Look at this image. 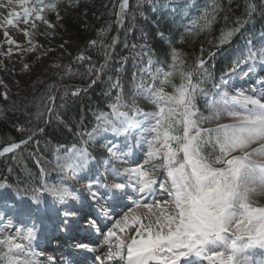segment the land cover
<instances>
[{"label":"snow or ice","instance_id":"6c2138e0","mask_svg":"<svg viewBox=\"0 0 264 264\" xmlns=\"http://www.w3.org/2000/svg\"><path fill=\"white\" fill-rule=\"evenodd\" d=\"M24 2L25 0H21L22 6ZM41 2L42 0H33L35 7H24L22 20L25 25L29 24L32 16L47 23L41 16ZM128 7L129 0H121L120 10L116 13L117 23L120 26H123ZM220 8L216 0H213L201 16L192 21V24L198 26V31L209 28L215 22ZM253 11L254 6L249 5L246 9L249 18ZM13 23L12 19L7 20L8 25L11 26ZM236 23L237 26L232 29L221 30L216 44L218 49L228 44L247 21L238 19ZM32 26L34 28L35 24L33 23ZM24 35L29 38V47L23 49L24 52L36 51L38 47H42L34 44L30 39L35 33L24 29ZM4 36L9 45L8 55H10L12 46L19 47V45L9 37L7 31L4 32ZM117 42V38L114 37L110 44H100L104 64L99 67L91 62V57L81 54L75 59L89 62L85 73H73L69 68L64 69L65 75H86L90 79L86 87H77L71 93L72 96L86 94L99 82L101 73L109 67L112 56L109 50L114 49ZM96 44L97 41L90 42V46ZM124 47L135 48L136 45L125 42ZM203 51L202 48V54ZM258 54L259 63L264 64V47L259 49ZM178 55L181 54L173 48L172 61L175 62ZM215 56L216 53L211 52L207 59L197 60L199 69L206 77L210 78L206 65ZM126 59L121 60V67L116 69L117 72L122 71ZM256 63L257 52L249 47L247 56L235 60L230 72H234L241 64H248V71L244 73V76L248 77L254 71ZM163 64V61L158 60L156 65L161 66L157 67L149 59L150 67L139 69L141 78L135 86V95L131 104L123 102L119 79L113 80L109 76L108 89L103 95L110 97L111 91L117 90V95L109 104L111 113L98 112L97 126L93 132L81 133L88 136L89 139L84 141L87 145L94 134L101 129L105 131L110 129L119 134L135 128L140 130L144 142L149 145L144 164L123 169L115 165L111 166L114 177L112 183L102 182L100 178L88 181L90 198L99 206L101 212L105 210V205L99 203L101 199L106 202L111 201L109 207L122 205L128 209L111 223V227H107L105 243L109 250L106 259L115 261L116 264H151L152 261H159L160 264H193L191 258L195 257L209 260L212 264H254L250 254L257 249L264 250V207H253L251 199L254 195H264V81H260L262 90L259 94H256L255 89L252 90L251 95L241 92L230 96L228 91H224L220 100H212L210 103L206 101L210 114L205 116L197 107V97H208L210 91L201 86V81L192 82L191 71H180L182 83L179 86L172 85L175 90L172 95L165 94L162 86L144 83L143 74L150 75L152 80L156 81L161 73H163L161 84L170 83L169 77L173 73L164 72ZM171 67L175 68V63ZM136 77L137 73L133 72L134 81ZM206 82L205 80L204 83ZM4 96L7 99V93ZM68 96L69 91L65 88L61 99ZM136 96L148 100L157 110L143 111L136 104ZM41 99L44 101V111H39L37 117L41 118L44 112L55 113L54 95L49 91L47 96ZM121 109L128 110L121 111ZM3 112L4 110L0 109V117L3 116ZM223 116L231 118L232 122L221 123L214 128L203 127L204 123L220 120ZM18 130L25 131L23 127ZM40 131L43 132V128ZM34 137L33 131L20 142L8 143L0 150V157L12 154V159L15 160L16 151L21 149L22 145L27 146L29 142L34 141ZM9 141H11L10 137ZM35 143L38 147L39 142L35 141ZM106 147L112 153L116 146ZM74 151L83 161L81 164L83 167L90 154L86 148L74 149ZM116 159L120 163L123 162L121 156H117ZM156 159H159L160 163H154ZM36 162L40 164L39 159ZM161 169L163 176L160 175ZM8 171L11 173L12 169L9 168ZM41 174L45 175L43 168ZM96 186L104 189L102 195L99 189L91 191ZM11 187L9 184H0V191ZM19 191L16 190V199L29 201L25 210L28 215L33 208L37 213L48 208L47 195L65 205L67 197L72 195L67 187L59 184L50 185L46 182H42L40 187L33 188L31 197H21ZM129 200L136 208L142 206L150 212L155 208L159 214L152 213L155 217L154 221L149 219L147 224L140 223V218L135 215L133 208L128 203H124ZM6 206L15 207V205ZM75 215L76 211L73 208L65 207L63 212L65 225ZM130 219L139 225L129 234L130 242L120 239L112 247L111 238L116 236L114 229L123 231ZM95 223V219L88 221L89 225ZM154 224L166 231L157 230L153 233ZM3 226L9 227L8 224ZM11 227L16 230V237L9 235L0 239V261H3V264H39L34 258L36 253L32 251L33 241L40 231L39 224L31 221L29 224L21 223L19 228H16L15 224ZM96 230L100 231L99 228ZM145 232L148 233L146 238ZM17 239L24 243L16 242ZM5 247L6 252L3 251ZM81 247L86 246L81 245ZM94 260L104 264L100 256H95Z\"/></svg>","mask_w":264,"mask_h":264},{"label":"trees","instance_id":"16d2710c","mask_svg":"<svg viewBox=\"0 0 264 264\" xmlns=\"http://www.w3.org/2000/svg\"><path fill=\"white\" fill-rule=\"evenodd\" d=\"M216 2L221 8L216 14L215 22L209 28L198 31V26L193 25L192 21L198 19L213 0H139V3L138 0H129L123 26L117 23L116 16L121 0H42L41 14L44 18L62 17L65 20L67 39L60 52L27 56L29 70L19 75L16 91H11L0 83V109L4 110L3 116L0 117V150L8 143L20 142L31 132H35L34 141L29 142L27 146L22 145L21 149L16 151L15 160L12 159V154L0 157V182L19 188L24 196L32 195V189L40 187L43 181L59 180L60 176L55 173L49 161L53 159L59 147L84 146L87 135L81 133H89L96 128L97 113H111L109 104L117 95V90L113 89L110 97L103 93L108 89L109 76L113 80L117 78L119 72L116 69L121 67L122 58L132 50V47L125 48L124 43L133 45L137 42L140 34L138 26H146L151 30V39L143 47L145 63L148 64L149 59L153 65H156L158 60L163 61V71L173 73L169 77L170 83L161 84V73L155 85L160 84L165 94L172 95L175 91L172 85L179 86L182 83L180 71H191L192 82L199 80L201 86L210 91L208 97H197L198 109L205 116L209 115V101L219 97L226 87L245 78L248 64H241L234 72L230 70L235 60L247 56L249 47L257 52L254 71L264 65L259 63L258 54L259 49L264 47V0ZM249 5L254 6L250 18L246 12ZM238 19L247 23L228 44L218 49L216 44L221 30L236 27ZM114 37L118 42L114 49L109 50L112 52L109 67L101 73L99 82L86 94L72 96L71 93L77 87H86L90 79L86 75H65L64 69L69 68L73 73H85L89 62L75 59L81 54L91 57V62L97 67L104 64L100 44H110ZM91 41H97V44L90 46ZM173 48L181 54L175 62L171 59ZM214 51L215 58L209 60L206 65L209 78L202 74L197 60L207 59L208 54ZM173 63L175 68L171 67ZM56 65L61 67L56 68ZM65 88L68 89L69 96L62 100ZM49 91L55 97L56 111L52 114L44 112V115L38 118L37 113L44 111V101L41 98L46 97ZM20 127L25 131H19ZM203 127L214 128V121L204 123ZM41 128L43 132L40 131ZM35 141L39 142L38 147ZM94 153L98 154L97 151ZM97 156L102 164L106 155ZM37 159L40 161L39 165ZM9 168L12 169L11 173ZM40 168L45 170V175L41 174ZM160 172L163 173V170ZM0 194L2 198L16 204L17 208L26 209L25 200L18 201L11 193Z\"/></svg>","mask_w":264,"mask_h":264},{"label":"rangeland","instance_id":"374dc122","mask_svg":"<svg viewBox=\"0 0 264 264\" xmlns=\"http://www.w3.org/2000/svg\"><path fill=\"white\" fill-rule=\"evenodd\" d=\"M33 5V0H25L23 6L21 4V0H0V83L11 91L17 90L19 75L21 73H26L29 70L27 57L28 55L33 54L37 56H43L51 53L52 51L60 52V50L62 49L61 45H64L67 39V27L65 20L62 17L47 19L44 18L41 14V16L46 19L47 23H44L43 20H36L35 17L32 16L30 17L29 24L25 25L22 20L24 7H35V5ZM10 13H16L17 15L10 16ZM8 19L13 20V25L10 26L7 24ZM33 23L35 24L34 28L32 26ZM49 25H51V27H49ZM138 28L140 29V34L138 35L137 42L134 44L136 45V47L132 48L131 52L127 56L123 57L127 59L123 64L122 71L119 72L116 78L119 79L122 85L121 94L123 102L125 104H131L133 101V97L135 95V86L141 78L139 69L142 67H150L144 61L143 47L144 44L151 39V30L146 26H138ZM24 29H27L30 33H35V35L31 36L30 39H32L34 44L42 47H38L36 51L27 53L24 52L23 49L29 47V38H26V36L24 35ZM5 31H7L9 37L15 40L19 45V47L12 46V52L10 55H8L9 45L5 41ZM133 72L137 73L135 81L133 80ZM150 77L151 76L148 74H143L144 83L151 85L153 84V82H155L156 84L157 81H153L152 79L150 80ZM260 81H264V67L259 69L257 72H252L248 76V80H244L240 83H235L232 86L222 90L220 96L211 99L209 103L212 100H220L224 91H228L230 96L241 92L246 95H251L253 94L252 90L255 89L256 94H259L262 90ZM157 87H160V84H157ZM135 99L136 104L143 111L152 112L157 110L155 105H153L143 97L136 96ZM127 110L128 109H121V111ZM212 121H214L215 127L221 123L232 122L231 118L227 116L221 117L220 120ZM91 132H93V130ZM148 138L150 139L151 137ZM88 139V136H86L85 140ZM113 145H115L116 147L113 148V152L110 153L107 150L106 146L112 147ZM80 148H86L87 152L90 154L87 163L83 164V167H81L83 161L74 151V149ZM92 148H94L98 154L108 155V162L106 161V163L108 164L107 171L104 172L102 170H98L94 165L95 159H97V155L92 151ZM148 149L149 145L144 142V137L141 135L139 129L130 128L126 132H120L119 134L110 129L106 131L101 129L99 132L94 134L93 138L88 142L87 145L84 144L83 147H60L54 153L53 159H51L49 162L53 165L55 173L60 176V178L59 180L43 182H46L50 185L59 184L67 187L69 192L72 194L67 197V204L64 205H68V207L73 208L76 211V215L68 221V224H71V226L73 225V223L78 224V222L85 224V227L96 236V242H90L88 244L85 243L86 247L83 248L84 250L95 251V253L99 254L101 258L102 256L106 258L109 250L108 246H106L105 243L107 227H111V223H114L115 219L120 218L124 212L128 211V209L124 208L122 205H112L111 207H109L111 201L106 202L104 199H101L99 203L105 205L104 212H101L99 210V206L93 203L90 198V190L87 186L88 181L100 178L102 182L112 183L114 181V177L111 173V166L115 165V167L123 169L144 164ZM117 156L123 157L122 163L117 161ZM155 161L154 163H160L159 159H156ZM160 171H162V169ZM160 175L163 176L164 174L160 172ZM0 184L7 183L0 182ZM17 189L19 188L12 186L11 189H4L0 191V193H12L13 195H15ZM98 189L100 194L102 195L104 189L99 188V186L92 188L91 191H97ZM19 195L21 197H31V194L23 196L20 191ZM46 199L48 201V207L50 208L48 212L46 211V214L50 215L48 216L49 218L46 222L43 220V218L41 222H37L40 226V231L37 234V238L40 236L46 237V231L49 233L53 229L62 231L65 227V218L63 216V213L60 212L58 208H56V203L58 201H54L50 195H47ZM160 199H164V197H160ZM251 199L253 207H264V195H254ZM124 203H128L129 206L133 208L135 215L140 218L139 222L143 224H147L149 222V219L154 221L155 217L152 215V213H156L157 215L159 214L155 208H153L151 212L148 209L143 208L142 206L136 208L134 205H131L130 200L125 201ZM89 210H91L92 213L94 212V215L85 213ZM18 212L19 211L16 210L15 207L13 209L1 208L0 202V222H3L0 223V239H4L9 235H11L12 237H16V230L11 227V225L15 224L16 228H19L21 223L29 224L31 221H36V218L34 220L31 215L28 216L26 214H23V212H21V215L25 216L26 219H22V221L18 220L16 219V215ZM105 213H107V215ZM90 219H95V225L88 224V221ZM4 224H8L9 227L5 228L3 226ZM138 226L139 225L135 221L130 219L128 225L124 228L123 231L114 229V231L116 232V236L111 238V246L114 247L120 239L130 242L129 234L134 232L135 227ZM97 228L100 229L99 232L96 230ZM157 230L166 231V229H161L159 225L154 224L152 232L154 233ZM147 235L148 233L145 232V238L147 237ZM42 239L46 242L44 238ZM16 242L24 243V241L18 239L16 240ZM45 246H47V244ZM36 247L37 246H35V248ZM33 248L34 246L32 245V249ZM3 251L6 252L7 248L5 247ZM37 251L38 253H42L43 255L48 254V252L46 251ZM259 254L260 255L257 256L250 254V259L254 261V264H264V250H262ZM77 256L82 262L84 260H87L86 262H88L89 260L88 264H92L91 262L93 261V258L87 257L85 253L78 252ZM191 259L196 260L195 262L193 261V264H212L211 261L205 260L203 258L193 257ZM94 262L96 263V261ZM48 264L52 263L48 262ZM66 264L69 263L66 261ZM153 264H155V262ZM157 264H160V262L158 261Z\"/></svg>","mask_w":264,"mask_h":264},{"label":"bare ground","instance_id":"6f19581e","mask_svg":"<svg viewBox=\"0 0 264 264\" xmlns=\"http://www.w3.org/2000/svg\"><path fill=\"white\" fill-rule=\"evenodd\" d=\"M85 141V140H84ZM83 146V145H82ZM60 148V147H59ZM95 152V151H94ZM88 226V225H87ZM73 227L72 230H75L77 229L78 232L81 233V238H83L85 236L86 233V230H82L80 231L79 227H78V224L76 223H73V225L71 226ZM58 234V231L56 232ZM66 233V232H65ZM76 239H79V237H76ZM75 240V239H74ZM73 238H71V242L69 241H61L59 242V246L54 248L53 246L49 245V251L51 252V254H45L43 256L39 255L37 252H36V249L38 248H42L43 246L46 245V242L43 240V239H40V240H36V242L33 243V245L37 246L36 248H33L32 251L34 253H36V256L35 258L39 261V264H48V262L52 263V264H66V261L69 263V264H79V263H82V264H86V260H84L83 262L80 260V258L77 256L78 254H69L68 256H66V254L63 255V257L60 258V252H62L63 250H66V248L68 247H73L75 249H78L79 252H83L82 249L80 247H77V243H78V240H75L74 241ZM89 241L92 242V239H89ZM95 240L93 239V242ZM87 252V255L90 254V255H93L94 257L95 256H100L99 254H96L95 252H89V250L86 251ZM98 252V251H97ZM85 253V252H83ZM102 253V252H101ZM100 253V254H101ZM84 259V258H83ZM103 261H104V264H109L110 261L107 260L106 258H104V256H102L101 258ZM92 263V262H91ZM95 263V262H94ZM154 262H151V264H153ZM95 264H99L97 261Z\"/></svg>","mask_w":264,"mask_h":264}]
</instances>
